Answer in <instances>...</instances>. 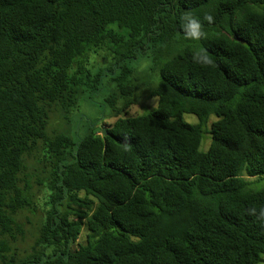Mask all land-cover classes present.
<instances>
[{"label": "trees", "instance_id": "trees-1", "mask_svg": "<svg viewBox=\"0 0 264 264\" xmlns=\"http://www.w3.org/2000/svg\"><path fill=\"white\" fill-rule=\"evenodd\" d=\"M98 94L116 119L82 133ZM250 178L264 0H0V264H259Z\"/></svg>", "mask_w": 264, "mask_h": 264}, {"label": "rangeland", "instance_id": "rangeland-1", "mask_svg": "<svg viewBox=\"0 0 264 264\" xmlns=\"http://www.w3.org/2000/svg\"><path fill=\"white\" fill-rule=\"evenodd\" d=\"M156 104H157V98L151 97L149 89L142 88L137 93L136 100L130 106V108L128 110V114L131 115V114L143 113L148 108H150V106L155 107ZM79 109L80 110L77 113H78V115H79V113L82 114L81 119L78 120V116H75L74 122L78 121V123L81 127L82 133H83V131L88 129V125L91 124V122L98 123L97 127L101 126V124H102V126L107 127V126L111 125L113 123V121L116 119L114 117L104 119L103 114L104 113L107 114L108 111H111V108H110L108 102H106L103 94L96 95L94 101H91L87 98L81 99ZM184 118L186 120L195 119V117L192 115H185ZM57 124H58V122L56 120H53L52 126H57ZM209 143H210V139L208 140V136H206V139L203 142V147L207 148ZM244 174L246 176V171H244ZM250 180H254V179L250 178ZM252 185L256 189L262 188V187H264V179H262L260 182L254 180ZM39 208H41L40 205H39ZM28 215L33 220L35 219L31 213H28ZM27 229L30 231L31 234L26 238V240L24 242L20 243L21 245H28V244L32 243V241H33V236H34L35 231L30 226H27ZM84 234H85V232L82 234V236H84ZM262 258H263V261L260 262L259 264H264V254L262 255Z\"/></svg>", "mask_w": 264, "mask_h": 264}, {"label": "water", "instance_id": "water-1", "mask_svg": "<svg viewBox=\"0 0 264 264\" xmlns=\"http://www.w3.org/2000/svg\"><path fill=\"white\" fill-rule=\"evenodd\" d=\"M101 130V127L99 126V127H96L95 129H94V132H99ZM102 133L104 134V135H106L107 133H108V131H107V127H104L103 129H102Z\"/></svg>", "mask_w": 264, "mask_h": 264}]
</instances>
